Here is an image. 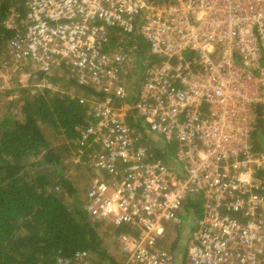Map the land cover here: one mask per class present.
<instances>
[{
	"label": "built area",
	"instance_id": "obj_1",
	"mask_svg": "<svg viewBox=\"0 0 264 264\" xmlns=\"http://www.w3.org/2000/svg\"><path fill=\"white\" fill-rule=\"evenodd\" d=\"M24 9L6 26L19 28L7 48L27 77L68 72L95 90L79 96L92 123L72 160L92 172L91 220L129 228L117 238L126 264L264 262V0H25ZM139 37L158 60L134 83L129 43ZM190 198L200 214L185 207ZM183 215L185 262L164 243Z\"/></svg>",
	"mask_w": 264,
	"mask_h": 264
},
{
	"label": "trees",
	"instance_id": "obj_2",
	"mask_svg": "<svg viewBox=\"0 0 264 264\" xmlns=\"http://www.w3.org/2000/svg\"><path fill=\"white\" fill-rule=\"evenodd\" d=\"M24 1L0 0V57L8 53L7 57L11 58L7 46L19 28H8L6 20L13 12L19 13L20 18L24 16ZM129 46L138 63L134 83H139L143 70L158 57L150 53L149 44L140 37ZM27 78V87L18 86L7 92L9 95L16 90L20 96L0 110V264H51L56 256L71 258L79 250L89 251L98 260L97 264L105 261L118 264L100 230L104 224L101 220H91L85 209L83 193L88 182L84 186L67 178L61 164L60 151L70 153V148L76 146L75 142L92 123L89 106L82 104L79 96L90 95L95 90L79 84L68 72L63 75L37 72ZM43 80L52 87L45 86L32 94L34 82ZM59 83H63V91L54 90L53 86ZM48 129L54 132V138L62 139V144H52L46 133ZM261 136L259 131L255 132V149L261 147L264 139ZM173 150L169 146L167 156ZM164 154L158 150V156ZM42 165L54 168V176L28 172L29 168ZM185 207L197 214L201 212L193 198L187 200ZM189 231L183 223L171 230L175 236L169 248L182 262L187 253L186 239L182 236L188 237ZM121 232L130 230L122 225L114 227L112 233L116 237Z\"/></svg>",
	"mask_w": 264,
	"mask_h": 264
},
{
	"label": "rangeland",
	"instance_id": "obj_3",
	"mask_svg": "<svg viewBox=\"0 0 264 264\" xmlns=\"http://www.w3.org/2000/svg\"><path fill=\"white\" fill-rule=\"evenodd\" d=\"M6 55L4 54L3 56L0 57V110L4 109V107L13 99H15L16 97H19V91L14 90L13 92H11V94H7V92L9 90L14 89L15 87L18 86H24L27 87L29 82H27V76L29 75V67L27 66H22L20 67V64L16 63L15 59L12 58H8ZM9 56V54H8ZM25 69H27L28 71H25ZM32 86H35V88H33L31 90V93H37L40 92L45 86L47 87H52V84L48 81L46 82H34V84ZM54 90H64V86L63 83H59L55 86H53ZM72 90V89H71ZM74 92V90H73ZM46 133L48 134V138L49 140H51L52 144L54 145H60V143L62 144V139H60V137L58 138H54V132L51 131L50 129H48L46 131ZM73 148H70V153L66 152V151H60L61 153V157H62V165L64 166V171H65V176L67 178H70L72 180H74L77 184L79 183H84V186L87 184V182H89L90 180V176L92 175V172L90 171V169L86 168V167H77L76 164H74L72 158V154H73ZM46 173L49 176H54V168H50L48 166L42 165V166H33L31 168L28 169V172H30L31 175H34L35 173ZM88 186V185H87ZM85 192L83 193V197H84ZM188 216L187 215H183V224H185L187 226L188 222ZM102 223L104 224L101 227V232H103V236L107 239L106 240V245L109 249V252L113 255V257L118 261V264H126V261L128 260V256L129 254L126 253L118 238V235L113 236V230H114V224L112 221L110 220H102ZM105 233H107L105 235ZM174 234L170 233L166 236V240H165V245L167 247L170 246L172 240L174 239ZM182 239H186V234H183ZM96 259V257L94 258L93 256H88L86 259L76 263V264H97L98 260H94ZM102 264H110V262H103Z\"/></svg>",
	"mask_w": 264,
	"mask_h": 264
}]
</instances>
